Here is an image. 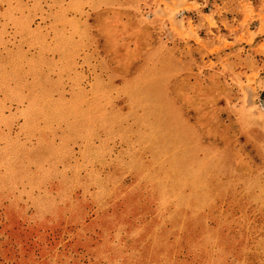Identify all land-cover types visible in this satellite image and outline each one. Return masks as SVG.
<instances>
[{"label": "rangeland", "instance_id": "1", "mask_svg": "<svg viewBox=\"0 0 264 264\" xmlns=\"http://www.w3.org/2000/svg\"><path fill=\"white\" fill-rule=\"evenodd\" d=\"M0 264H264V0H0Z\"/></svg>", "mask_w": 264, "mask_h": 264}]
</instances>
